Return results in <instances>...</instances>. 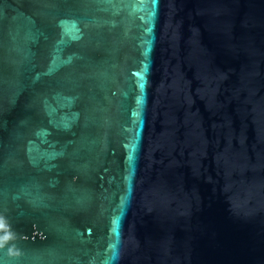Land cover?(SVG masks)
I'll list each match as a JSON object with an SVG mask.
<instances>
[{
  "label": "water",
  "instance_id": "water-1",
  "mask_svg": "<svg viewBox=\"0 0 264 264\" xmlns=\"http://www.w3.org/2000/svg\"><path fill=\"white\" fill-rule=\"evenodd\" d=\"M0 264H264V0H0Z\"/></svg>",
  "mask_w": 264,
  "mask_h": 264
}]
</instances>
